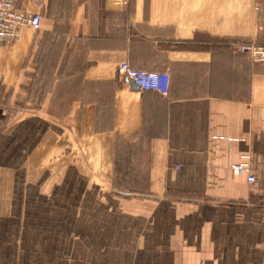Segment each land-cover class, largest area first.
Segmentation results:
<instances>
[{
    "label": "crops",
    "instance_id": "0c3cea01",
    "mask_svg": "<svg viewBox=\"0 0 264 264\" xmlns=\"http://www.w3.org/2000/svg\"><path fill=\"white\" fill-rule=\"evenodd\" d=\"M14 1L42 21L0 44V264H264V63L232 47L264 0Z\"/></svg>",
    "mask_w": 264,
    "mask_h": 264
},
{
    "label": "built area",
    "instance_id": "2783aa9c",
    "mask_svg": "<svg viewBox=\"0 0 264 264\" xmlns=\"http://www.w3.org/2000/svg\"><path fill=\"white\" fill-rule=\"evenodd\" d=\"M121 5H128L129 0H110ZM42 16L17 7L14 0H0V44L16 42L25 27L38 30L41 27ZM232 47L246 54L253 62L264 63V44L256 41L233 43ZM118 73L124 79L132 82L140 90H153L163 94L167 93L169 74L165 71H147L135 69L127 61L118 66ZM249 156L243 155L242 160L231 166L236 175L250 171ZM253 175H248L249 182L254 181Z\"/></svg>",
    "mask_w": 264,
    "mask_h": 264
},
{
    "label": "water",
    "instance_id": "95a60500",
    "mask_svg": "<svg viewBox=\"0 0 264 264\" xmlns=\"http://www.w3.org/2000/svg\"><path fill=\"white\" fill-rule=\"evenodd\" d=\"M131 85L135 88V89H139L137 86H135L132 82Z\"/></svg>",
    "mask_w": 264,
    "mask_h": 264
},
{
    "label": "trees",
    "instance_id": "16d2710c",
    "mask_svg": "<svg viewBox=\"0 0 264 264\" xmlns=\"http://www.w3.org/2000/svg\"><path fill=\"white\" fill-rule=\"evenodd\" d=\"M32 90V88H30V91Z\"/></svg>",
    "mask_w": 264,
    "mask_h": 264
}]
</instances>
